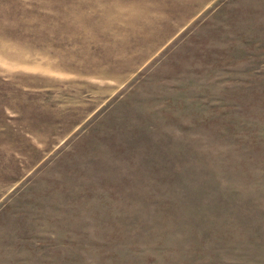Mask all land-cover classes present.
<instances>
[{"label": "rangeland", "instance_id": "374dc122", "mask_svg": "<svg viewBox=\"0 0 264 264\" xmlns=\"http://www.w3.org/2000/svg\"><path fill=\"white\" fill-rule=\"evenodd\" d=\"M0 264H264V0H0Z\"/></svg>", "mask_w": 264, "mask_h": 264}]
</instances>
